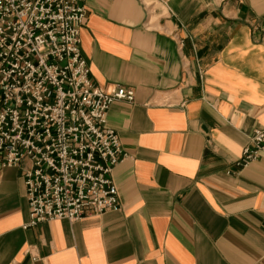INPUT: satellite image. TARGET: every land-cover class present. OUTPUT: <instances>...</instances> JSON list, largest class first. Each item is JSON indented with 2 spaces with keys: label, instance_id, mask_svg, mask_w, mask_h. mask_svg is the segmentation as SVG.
Returning <instances> with one entry per match:
<instances>
[{
  "label": "crops",
  "instance_id": "obj_1",
  "mask_svg": "<svg viewBox=\"0 0 264 264\" xmlns=\"http://www.w3.org/2000/svg\"><path fill=\"white\" fill-rule=\"evenodd\" d=\"M81 53L132 88L107 124L119 208L22 227V165L0 166V264H264V0H86Z\"/></svg>",
  "mask_w": 264,
  "mask_h": 264
},
{
  "label": "built area",
  "instance_id": "obj_2",
  "mask_svg": "<svg viewBox=\"0 0 264 264\" xmlns=\"http://www.w3.org/2000/svg\"><path fill=\"white\" fill-rule=\"evenodd\" d=\"M85 1L0 0V166L22 165L24 228L119 208L113 170L126 153L106 116L135 93L92 80L81 53ZM263 149L256 127L236 163Z\"/></svg>",
  "mask_w": 264,
  "mask_h": 264
},
{
  "label": "rangeland",
  "instance_id": "obj_3",
  "mask_svg": "<svg viewBox=\"0 0 264 264\" xmlns=\"http://www.w3.org/2000/svg\"><path fill=\"white\" fill-rule=\"evenodd\" d=\"M85 3H86V2H85ZM85 6H86V4H85ZM86 13H87V9H86ZM87 19H88V13H87ZM87 19H86V21H87ZM85 23H86V22H85ZM85 23H84V24H85ZM84 24H83V25H84ZM83 25H82V26H83ZM82 26H81V27H82ZM244 147H245V146H244ZM242 150H243V149H242ZM241 156H242V152H241ZM241 156L239 157V159L241 158ZM239 159H238V160H239Z\"/></svg>",
  "mask_w": 264,
  "mask_h": 264
}]
</instances>
